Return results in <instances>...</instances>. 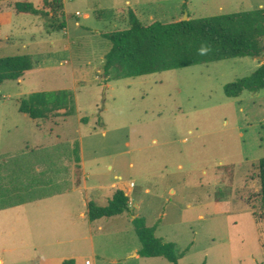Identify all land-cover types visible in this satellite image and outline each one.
Listing matches in <instances>:
<instances>
[{
	"label": "rangeland",
	"instance_id": "obj_1",
	"mask_svg": "<svg viewBox=\"0 0 264 264\" xmlns=\"http://www.w3.org/2000/svg\"><path fill=\"white\" fill-rule=\"evenodd\" d=\"M16 1L0 0V58L29 55L35 67L0 85V207L26 193L30 172L17 161H54H36L51 172L46 199L0 212L3 264H170L134 255L141 244L132 217L157 225L156 236L184 254L179 264H264L256 170L264 89L224 95L263 62L234 58L120 80L103 72V34L127 29L129 9L149 25L251 11L264 0H63L60 32L49 19L15 13ZM58 90L72 92L73 115L19 112L29 94ZM76 150L89 190L74 182ZM116 190L129 197V212L89 221L88 203L105 206Z\"/></svg>",
	"mask_w": 264,
	"mask_h": 264
},
{
	"label": "trees",
	"instance_id": "obj_2",
	"mask_svg": "<svg viewBox=\"0 0 264 264\" xmlns=\"http://www.w3.org/2000/svg\"><path fill=\"white\" fill-rule=\"evenodd\" d=\"M13 9L17 14L49 19L56 32L63 31L67 27L63 20V0H38L36 6L28 0H21L13 4ZM128 22L129 27L125 30L103 34L110 44L109 52L104 58L103 72L106 76L111 75L114 80L162 73L227 59L261 56L264 53V7L185 21L169 23L155 21L149 25H144L135 12L129 9ZM34 67L32 57L29 55L1 57L0 85L8 80H20L25 72L33 70ZM263 89L264 64L250 76L226 84L224 95L228 98H237L245 91L258 92ZM61 111L66 117L75 113L73 94L69 90L31 93L19 104V112L32 120H49L59 116ZM33 156L34 159H30V163L17 161L19 172H23L24 169L30 172L29 182L25 185L26 193L22 196L23 201L21 199L16 204L4 205L0 207V210L36 201L52 193H50L51 190H47V186H50L49 174H45L44 171L35 173L33 165L38 164L36 161L41 159L51 167L54 160L43 154ZM75 163V185L78 186L81 167L77 150ZM47 170H49L48 167ZM256 170L264 216V158L257 162ZM129 201L124 191L116 190L105 206L90 202L87 205L88 220L94 222L128 213ZM132 224L141 244L137 253L140 257H163L170 264H179L178 259L183 254L177 256L175 243L165 242L156 236L157 225L148 227L143 217H134ZM62 264H76V261L73 258L66 259Z\"/></svg>",
	"mask_w": 264,
	"mask_h": 264
},
{
	"label": "crops",
	"instance_id": "obj_3",
	"mask_svg": "<svg viewBox=\"0 0 264 264\" xmlns=\"http://www.w3.org/2000/svg\"><path fill=\"white\" fill-rule=\"evenodd\" d=\"M30 71H32V70H30ZM30 71H27V72H25V73H28V72H30ZM21 80H22V78L20 79V80H18V82H21ZM80 157V163H79V165H80V167H81V174H83V176H82V178H80V188L82 189V188H84L85 190H89L90 188H88L87 187V185H86V181H85V176L84 175H86L87 173L84 171V173H86V174H84L83 173V160H82V156H79ZM76 164V163H75ZM41 167H42V169L44 170V172H45V174H49V178H51V173H46L47 172V168H46V166H45V164H34L33 165V169H34V172L35 173H39V172H41L42 171V169H41ZM75 167V166H74ZM45 177V180H47V176L45 175L44 176ZM116 178H118V179H122V177L120 176V175H118V176H115ZM75 180H76V177H75ZM75 182V181H74ZM79 185H78V188H79ZM78 188H73V190H75V191H77V190H79ZM47 197H40L38 200H36V201H32V202H26V203H23V204H19V205H16V206H12V207H9V208H7V209H4V210H0V212H4V211H7V210H10V209H13V208H15V207H23V206H25V205H28V204H31V203H35V202H38V201H41V200H44V199H46ZM82 214V213H81ZM85 216V215H84ZM132 218H134V217H132ZM97 221V220H96ZM156 234V233H155ZM136 257H138V254H134ZM184 255V254H183ZM183 257V256H182ZM158 258V257H157ZM76 261V260H75ZM0 264H3V261L2 260H0ZM77 264V263H76Z\"/></svg>",
	"mask_w": 264,
	"mask_h": 264
},
{
	"label": "water",
	"instance_id": "obj_4",
	"mask_svg": "<svg viewBox=\"0 0 264 264\" xmlns=\"http://www.w3.org/2000/svg\"><path fill=\"white\" fill-rule=\"evenodd\" d=\"M188 16L185 15V18L183 19V21L187 20ZM254 58L258 59L259 61H262L263 64H264V56L263 57H260V56H254Z\"/></svg>",
	"mask_w": 264,
	"mask_h": 264
}]
</instances>
